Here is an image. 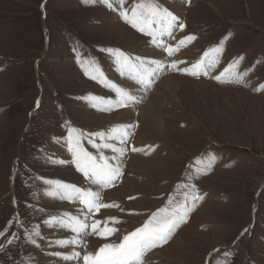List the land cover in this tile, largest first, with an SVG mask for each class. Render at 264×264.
Returning a JSON list of instances; mask_svg holds the SVG:
<instances>
[{
    "label": "rangeland",
    "instance_id": "rangeland-1",
    "mask_svg": "<svg viewBox=\"0 0 264 264\" xmlns=\"http://www.w3.org/2000/svg\"><path fill=\"white\" fill-rule=\"evenodd\" d=\"M134 2L126 0L124 7ZM158 3L182 11L184 28L174 36L195 37L184 49L192 61L222 40L223 51L208 76L167 71L178 86L174 95L156 86L158 81L149 88L147 98L159 111L164 130L134 123L128 142L132 146L140 140L143 151L130 147L123 176L101 192L104 203L120 208L101 209L93 217L117 218V231L107 239L87 236L82 253L118 244L169 197L179 202L193 192L186 186L194 185L203 199L172 238L152 250L160 255L146 264H264V0ZM150 39L100 3L0 0V232L5 233L0 236V264H38L39 247L26 234L33 225L41 234L44 221L70 204L48 200L43 180L78 187L87 183L75 165L53 163L71 161L63 143L67 127L96 133L117 122L121 108L98 111L88 99L114 98L115 92L86 76L78 58L99 66L106 77L116 64L102 49L135 57L134 47ZM229 64L237 65L238 74L247 71L244 83L213 78ZM94 66L85 65L92 74ZM81 143L97 154L87 139ZM36 239L40 245L41 238Z\"/></svg>",
    "mask_w": 264,
    "mask_h": 264
},
{
    "label": "snow or ice",
    "instance_id": "snow-or-ice-1",
    "mask_svg": "<svg viewBox=\"0 0 264 264\" xmlns=\"http://www.w3.org/2000/svg\"><path fill=\"white\" fill-rule=\"evenodd\" d=\"M83 2L85 4L100 3L111 11H118L119 17L126 24L150 37V43L162 52L167 53L168 57L174 56L181 47L186 46L187 43L195 39L194 36H186L174 46L167 43L165 38L174 39V30L177 27L182 30L184 24L179 21L178 16L162 7L158 0H136L130 8L124 7L126 0H83ZM116 4L119 5L118 10L114 7ZM223 43L222 40L220 45L210 48L190 67L183 68L178 67L179 64L185 63L182 60H171L170 62L167 60L146 61L139 56L133 57L131 54H125L118 49H102V51H107L115 57L114 63L122 76H128L146 91L151 88L158 76L165 70L179 71L182 74L196 78L201 75L208 76L219 63L218 56L223 51ZM78 63H81L86 76L96 80L116 94L117 98L114 101H105L103 98L90 96L88 99L94 102L93 106L107 105V107L99 110L110 111L139 103L136 96L109 81L99 66L91 65L88 61L81 62L79 58ZM85 65L94 66L95 74H92ZM236 66V64H229L220 75L213 78L221 83H244V76L247 75V71L238 74L234 71ZM260 88L264 89V85H261ZM259 90L257 89V91ZM135 127L134 124H118L106 131L96 133H84L70 125L67 127V137L63 139V143L66 145L67 152L71 155V161L54 160L53 163L60 165L71 163L75 165L76 171L83 175L88 185L96 186V190L91 187H78L60 180L45 179L42 181L45 185V196L61 201L78 202L82 206L77 215L65 212L52 215L44 221V224L49 228H60L72 233L69 239L54 241L56 246L67 247L71 245L74 249L86 248L85 238L87 236L95 235L101 239H107L117 231V228L114 227L115 224L120 223L117 218L108 217L102 221L93 217L101 209L120 208L117 203H104L101 192L114 186L123 176L125 145L132 136ZM84 139H87L88 143L97 149L96 155L85 150L84 145L81 143ZM96 140H99L100 143H96ZM111 141L118 142L120 146L118 147L116 143H110ZM103 149H111L113 155H104ZM131 150L133 152L143 151V149L135 147ZM209 159L215 160V157L212 156ZM198 174L206 173H201L198 170ZM186 187H191L193 192L191 194L185 193L184 199L179 202L174 201L173 197H169L165 206L152 212L140 227L123 235L118 244L104 243L94 252L85 251L82 253L79 250H73L70 254L61 255L60 252L53 254L64 261H82V264H146V255L155 248L165 245L172 238L176 229L186 222L189 213L195 207V202L203 199L202 196L195 193L194 185ZM35 195L36 193H33V197ZM185 201L188 202L187 206ZM120 210L124 211L122 208ZM110 222L113 226H109ZM11 223L10 221L9 227H11ZM4 234V232H0V236ZM38 237L42 239L40 228L33 225L26 234V240L39 247L36 239ZM12 242V239L8 240L9 244Z\"/></svg>",
    "mask_w": 264,
    "mask_h": 264
},
{
    "label": "bare ground",
    "instance_id": "bare-ground-1",
    "mask_svg": "<svg viewBox=\"0 0 264 264\" xmlns=\"http://www.w3.org/2000/svg\"><path fill=\"white\" fill-rule=\"evenodd\" d=\"M172 13L178 16L179 21H180L182 11L179 8H177ZM178 29L179 27H177L174 30V32L177 31ZM183 38L184 37H179L178 39L177 38H174V39L165 38V39L167 40V43L174 46L180 39H183ZM150 40L144 41L137 47H134L135 51L137 52V54H135V57L139 56L146 61L148 60H167L168 62H170L171 60H182L185 63L179 64L178 67L180 68L190 67L191 64L195 62V61H192L193 58L191 56L187 55L184 52V49L186 48L185 46L181 47V49L178 52H176L174 56L168 57L167 53L162 52L160 49L152 45L150 43ZM167 71L169 70H165L164 72H162L158 76V78L155 80V81H158L156 86H162L164 89H166L167 91H169L171 94L174 95V92L178 90L177 89L178 86L177 84L174 83L175 79L172 76L166 75ZM110 72H111L110 74L108 72L106 73V78L109 81L129 91L132 95L136 96V98L139 100V103L133 104L128 107L121 108L120 112L116 114L118 118L116 120L117 122H115L114 125L116 126L118 124H134L135 122H142L146 124L147 127L154 129L157 132L161 133L164 130V126H163L164 124L162 122L159 111L154 107L152 102L148 100L147 98L149 89L146 91L143 90L139 84L135 83V81L130 79L128 76H122L120 72L117 70V68H115L114 71H110ZM156 86L153 89V92H156V89H157ZM94 97H99V96H94ZM100 98H103V97H100ZM116 98L117 97L115 96L114 98H103V99L105 101L107 100L114 101ZM90 103H91V106L95 110H98V111L99 109L107 107L106 104H99L98 106H93L94 102L90 101ZM117 109H120V108H117ZM99 118L106 120L108 119V116L100 114ZM101 131H106V130L101 129ZM111 143H116L118 147L120 146L119 143L116 141H111ZM127 144L125 145L126 153H125V156L123 157V164H124L126 156L129 153L128 149L130 147L131 148L135 147L138 149L143 148L142 146L143 144L140 140H137V142L135 144H132V146L130 145L129 142ZM103 153L106 156L113 155V153L111 152V149H105ZM133 162L131 159L130 163L133 164ZM81 187H85V188L91 187L93 190H96V186L88 185L87 183ZM47 198L50 201L57 200V199H53L50 197H47ZM77 203L70 202V204L65 205L64 209H62L60 212L56 213L55 215H59L65 212L70 213L72 215H77L79 213V209L82 207L81 205H79V203L78 204ZM71 235L72 233L68 230H64L60 228H49L45 224H43L41 228L42 239L40 240V245L38 249V257H37L38 264H82V261H71V262L64 261L60 257H57L53 254L55 252H60L61 255H65V254H70L73 250H79L81 252H82V249L84 250V248L74 249L73 246L71 245L67 247H58L54 244V241L59 240V239H69ZM163 248H166V247H163ZM94 251L92 250L90 252H94ZM157 255L158 256L160 255V252L158 250L151 251L150 253H148L147 256L145 257L146 263H150V261L154 260L155 256Z\"/></svg>",
    "mask_w": 264,
    "mask_h": 264
}]
</instances>
